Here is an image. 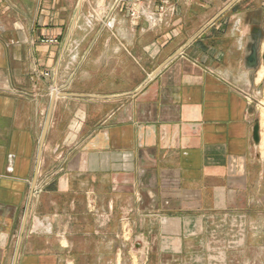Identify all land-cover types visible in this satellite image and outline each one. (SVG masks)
<instances>
[{"label": "crops", "instance_id": "1", "mask_svg": "<svg viewBox=\"0 0 264 264\" xmlns=\"http://www.w3.org/2000/svg\"><path fill=\"white\" fill-rule=\"evenodd\" d=\"M128 1L0 0V264H241L264 234V0Z\"/></svg>", "mask_w": 264, "mask_h": 264}, {"label": "rangeland", "instance_id": "2", "mask_svg": "<svg viewBox=\"0 0 264 264\" xmlns=\"http://www.w3.org/2000/svg\"><path fill=\"white\" fill-rule=\"evenodd\" d=\"M130 17V16H129ZM261 112L264 113V110L261 109ZM262 120V118H261ZM264 120H262L263 122ZM261 224H263V222H260ZM247 225V224H246ZM246 225L244 223V225H241V230H240V234H239V237H236L235 239L237 240L235 244H238L240 249H239V254H237L239 257V261L241 264H243V261H246L247 258L249 257H255L256 260H259L261 258V260H263V256H264V253L263 252H260L258 251V247H263L264 246V234L263 233H260V234H256V236H253V235H249V237L247 236V231H246ZM258 225V224H257ZM235 241V240H234ZM225 245H228L227 242L224 243ZM231 244H234V243H230ZM255 245L257 247V250L255 253H247V252H244L243 250V246L244 245ZM228 256V255H227ZM234 256H235V253H234Z\"/></svg>", "mask_w": 264, "mask_h": 264}, {"label": "built area", "instance_id": "3", "mask_svg": "<svg viewBox=\"0 0 264 264\" xmlns=\"http://www.w3.org/2000/svg\"><path fill=\"white\" fill-rule=\"evenodd\" d=\"M169 0H162V5L159 6V8H157V12L160 14H162V12L165 10L164 5L168 4ZM142 4H143V0H129L128 1V15L130 16L131 19H138L141 14H142ZM107 25H110V21H107L106 23ZM45 41H49V42H53L55 41V39L53 38H49L46 39ZM50 72H45L44 75H49ZM53 91L56 92V88H53Z\"/></svg>", "mask_w": 264, "mask_h": 264}, {"label": "water", "instance_id": "4", "mask_svg": "<svg viewBox=\"0 0 264 264\" xmlns=\"http://www.w3.org/2000/svg\"><path fill=\"white\" fill-rule=\"evenodd\" d=\"M257 60H258V54H257V47L252 48V52L248 58V62L250 64V66H255L257 64ZM262 60L264 63V52L262 54ZM259 124L256 123L253 127V138L256 142H259Z\"/></svg>", "mask_w": 264, "mask_h": 264}]
</instances>
